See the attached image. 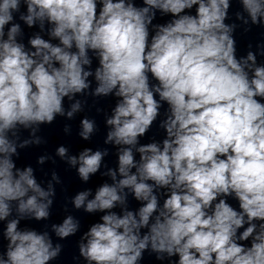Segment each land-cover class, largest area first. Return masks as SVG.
Here are the masks:
<instances>
[{
  "label": "clouds",
  "instance_id": "9594fccd",
  "mask_svg": "<svg viewBox=\"0 0 264 264\" xmlns=\"http://www.w3.org/2000/svg\"><path fill=\"white\" fill-rule=\"evenodd\" d=\"M233 2L240 24L226 23ZM157 13L171 18L154 23ZM22 24L38 29L26 43ZM241 26L264 29V0H0V264H52L63 250L53 234L81 232L71 214L50 231L21 227L51 218L62 181L53 171L45 186L17 160L46 142L41 126L83 112L77 97L88 95L116 98L104 144L117 164L105 163L108 148L55 150L83 183L111 181L71 197L75 210L101 214L75 260L141 264L147 252L162 264H264V63L237 55ZM165 103V138L141 144ZM97 131L80 120L83 141Z\"/></svg>",
  "mask_w": 264,
  "mask_h": 264
}]
</instances>
